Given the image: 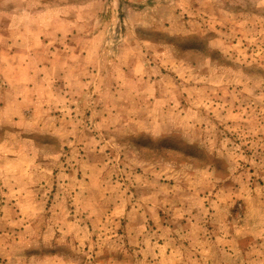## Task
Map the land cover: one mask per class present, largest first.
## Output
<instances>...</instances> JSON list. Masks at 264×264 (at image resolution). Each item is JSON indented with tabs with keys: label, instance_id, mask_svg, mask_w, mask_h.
Instances as JSON below:
<instances>
[{
	"label": "rangeland",
	"instance_id": "obj_1",
	"mask_svg": "<svg viewBox=\"0 0 264 264\" xmlns=\"http://www.w3.org/2000/svg\"><path fill=\"white\" fill-rule=\"evenodd\" d=\"M22 2L46 7L45 22L56 30L42 37L52 40L50 50L58 59L50 91L57 92L61 104L53 112L63 117L67 129L74 128L72 134L81 129L95 138L97 149L83 157L92 167L86 178L95 182V199L82 207L69 200L76 228L60 215L51 219L53 195L84 151L73 152L70 144L39 136L33 141L39 149L36 159L52 162L45 176L51 186L44 203L0 202V264H264V242L247 247L252 240L246 235L238 247L197 245L200 238L215 240L211 202L196 214L202 216L203 228L197 240L162 232L173 224L165 209L157 224L146 220L139 228L135 219H119L105 197L119 192L132 206L148 166L158 171L161 182L179 178L191 183L206 177L198 172L206 163L218 167L219 177L228 176V158L217 156L216 148L233 145L260 152L257 123L245 121V126L228 130L215 122L214 109L231 102L232 110L240 109L245 118L250 106L264 104V0H0V22L37 27L38 16L9 15L10 7ZM135 94L151 97V103L140 107ZM136 114L153 123L135 127ZM104 117L114 118L113 125L109 129L104 124L107 129L100 131L94 122ZM6 130L0 128V140ZM220 133L228 139L217 141ZM13 142L23 143L17 138ZM98 143L106 144L102 151ZM22 175L16 173L15 180L21 182ZM0 191L7 186L0 184ZM88 207L92 218L86 215ZM60 225L72 233L63 235ZM190 239L195 247H188Z\"/></svg>",
	"mask_w": 264,
	"mask_h": 264
},
{
	"label": "crops",
	"instance_id": "obj_2",
	"mask_svg": "<svg viewBox=\"0 0 264 264\" xmlns=\"http://www.w3.org/2000/svg\"><path fill=\"white\" fill-rule=\"evenodd\" d=\"M17 5L19 6L10 7V16H38L39 23L37 27L34 26L28 30L24 24L16 23L8 27L5 22H0V128H7L5 135L0 140V184L7 186V191L4 193L0 191V202L8 204L14 198L17 200L29 199L32 203H44L46 191L51 186L50 178L45 176L47 173L49 175L48 166L53 165L51 161L38 162L36 156H38L39 149L33 141L35 142L41 135H48L59 141L60 145L70 144L73 152H78L80 149L84 151L82 159L76 160L74 163V166L77 165V167L72 166L69 173L64 174L66 175L64 179L66 178L67 182H63V185L60 184L62 189L53 195L49 207L52 214L51 219L60 215L64 222L70 221L73 228H76L78 226L75 225L74 217L69 214V200L73 198V203L76 204L81 202L80 207H82L84 203L88 204L95 199V190L91 189L95 182L86 178L92 167L89 166L88 158L83 159V157H89L92 151L97 149L95 138L88 136L81 129L72 134L74 128L67 129L63 124V117L54 115L53 108L55 109L58 104L60 106L61 101L60 103L57 101L56 91H50L52 79L54 80L55 77L53 69L54 65L58 63V59L50 50L53 46L52 40L42 39L44 35L53 36L56 32L45 22L44 17H46L48 9L40 6L31 8L25 6L23 2ZM1 14L3 12L0 9ZM42 18L44 22L41 20ZM4 78L8 81L4 82ZM135 102H140L138 104L142 107L144 103H151V97L146 95L140 97L135 94ZM220 105L218 103L214 109L216 112L214 113L215 122L222 126L225 124L228 130L237 129V126L238 128L245 126V121L258 124L255 128L262 140L260 152L256 154L233 145L225 149L216 148L217 156L219 154L228 158V176L219 177L218 167L206 163L201 165L206 167L198 170V172H206V177L202 181L188 180L191 183H186L179 178L161 182L157 177L158 171L152 169V166H148L145 175L140 176V181L137 183L143 189L140 190L141 194L133 199L136 202L132 206H129V202L132 200L123 194L119 195V192L105 196L106 200L114 205V211L120 214L119 219L123 218L128 222L135 219L136 227L141 228L142 222L146 220L154 221L157 224L160 210L165 209L172 213L170 214L172 219H169V222L173 224L163 227L162 232L173 233L176 231L185 237H196L198 240L203 228L200 224L202 216L196 214L211 202V206L216 211L214 215L215 240L208 243L207 240L200 238L199 244H197L195 241L191 242L190 239L188 247L190 245L195 247L196 244L199 247H238L245 235L252 240V243H249L247 247L261 246L260 241L264 242V104L250 106L245 118L240 109L236 112L232 110L233 103L223 101L222 110H220ZM254 108H261L262 112H255ZM142 115H135L133 119L135 127L141 128L140 126L144 122L153 123V120L146 121ZM113 119L108 117L97 119L94 126L102 131L103 128L107 129L104 127V124H107L110 129L109 124L113 125L111 123ZM199 120L201 121L203 118ZM187 122L196 123L199 121L188 119ZM223 134L220 133L217 136V141L224 142L226 140V134L225 137ZM232 135L230 134L229 137ZM7 136L9 140H7ZM15 138L23 143L13 142ZM31 140L32 143H28V145L26 142ZM100 140H105V138H100ZM98 145H100V151L106 146L101 143ZM52 156L54 157V155ZM54 165H56V161ZM85 166H87L86 175L83 174V178L79 179L78 174ZM16 173H23L21 182L15 180ZM98 186L101 187L102 184ZM102 188L104 191L105 188L103 186ZM97 191L99 192V189ZM89 208L85 209L88 214L85 213L88 218H92ZM237 209H241L239 214L236 212ZM187 212L190 214L185 217ZM194 212L195 214H193ZM112 216L117 218L115 213H112ZM45 217L47 219V216ZM185 219L194 221L192 226L191 222L190 224L183 223ZM65 228L67 229L65 230ZM59 230L63 231V235L72 233L67 231V225L63 227L60 225Z\"/></svg>",
	"mask_w": 264,
	"mask_h": 264
}]
</instances>
